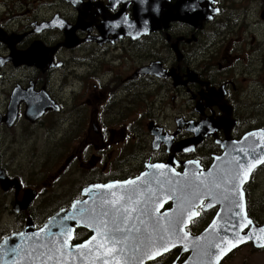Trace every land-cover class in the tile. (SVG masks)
I'll return each mask as SVG.
<instances>
[{
	"label": "flooded vegetation",
	"instance_id": "1",
	"mask_svg": "<svg viewBox=\"0 0 264 264\" xmlns=\"http://www.w3.org/2000/svg\"><path fill=\"white\" fill-rule=\"evenodd\" d=\"M212 1L216 12L202 26L170 21L158 29L121 36L120 25L129 21L135 24L139 17L137 26L152 24L150 13L155 11L151 5L159 0H0V144L9 138L8 149L46 148L39 138L42 130L49 140L63 141L60 163L49 184L65 188L48 189L40 199L42 191L37 184H26L22 176L12 174L15 166H25L24 151L16 152L8 161L0 151V167L20 186L0 187V220L9 212L14 224L22 226L25 222L24 227L31 219L38 227L61 208L85 201L93 214L99 205L103 213L122 210L127 216L137 209L133 215L138 221L128 228L130 235L165 232L174 220L184 223L190 236H199L218 216L217 233L222 234L223 241H233L236 215L224 213L226 200L208 199L199 193L196 181L181 174L189 161L207 170L223 153L228 126L225 120L217 119L224 109L218 107L216 97L212 100L211 92L222 98L221 106L231 108L235 124L228 130L232 140L264 128V122L257 121L245 129L244 122L248 108L254 106L248 83L260 88L255 97H264V0ZM161 4L166 14L165 0ZM60 26L74 28L75 45L63 46L65 33ZM32 44L48 50L59 45L51 67L15 66L8 57ZM62 51L73 57L60 59ZM176 80L178 84H174ZM73 82H79L78 86H71ZM40 98L51 100L57 108L28 118L25 114L30 105ZM180 99L187 100L190 110L179 109ZM13 101L15 118L8 125L3 118ZM255 114L254 120L264 119V114ZM201 119L222 127L210 131L188 152L178 151L180 141L194 136L186 130L188 123L197 126ZM18 130L24 131L19 140L14 137ZM34 157L29 158L31 164ZM144 173L147 177L140 180ZM248 177L242 185L245 212L253 224L264 226V161ZM221 189L224 195L231 190L228 186ZM28 190L35 192V198L21 209ZM187 195L194 199L187 202ZM113 200L119 202L110 203ZM148 203H153L150 213L140 212ZM178 204L181 208L175 209L173 217L163 216ZM52 205L57 208L52 209ZM19 226L4 232L0 240L23 228ZM219 227H223L222 232ZM74 231L72 243L79 244L92 235L87 228L75 227ZM248 231L249 227L241 230L242 234ZM155 240L158 242V236ZM188 242L186 238L187 252L181 253V246L176 247L145 264H181L192 253ZM244 246L250 247L248 259L238 261L234 254ZM255 253L263 255L264 245L256 247L250 240L221 256H203V263L197 264H254L251 256Z\"/></svg>",
	"mask_w": 264,
	"mask_h": 264
},
{
	"label": "water",
	"instance_id": "2",
	"mask_svg": "<svg viewBox=\"0 0 264 264\" xmlns=\"http://www.w3.org/2000/svg\"><path fill=\"white\" fill-rule=\"evenodd\" d=\"M162 1L159 0L160 3H157L155 6L151 5V9L155 11L154 14L150 13L152 24L149 23L147 27L137 26L139 17L138 20L135 19V24L129 21L126 24L120 25L123 26L120 27V35L131 36L142 29H158L160 25H166L170 21L185 22L198 27L202 26L201 24L206 20L211 19L216 12V9L213 8L214 1L212 0H176L174 3H168V0H165L166 14H164L165 7L161 4ZM78 18L80 22L83 20L79 16ZM60 28L65 33V44L63 46L72 47L75 45L78 39L75 40L73 38L74 28L68 29L65 26H60ZM58 46L48 50L32 44L29 49L18 51L17 53L11 52L8 57L13 61L15 66H19V64L34 65L43 70L45 67H51L53 54ZM177 53L178 58H180L179 51ZM178 83V80L174 81V84ZM210 94L212 100L214 97L218 99V107L224 109V114L217 119L220 121L225 120V125L227 124L226 126H228L226 129L228 139L223 141L222 144V149L224 148L223 153L214 159L211 167L207 170L199 167L197 162L189 161L185 166L184 173L181 175L192 179L193 182L196 181V184L199 186L197 190L199 193L205 194V197L208 199H218V201L221 200V203H224V200H226L225 205L227 206L224 213L233 212L236 215L235 220L237 225L234 228L236 233L235 231L232 233V236H235L233 241H223L222 234L217 233L216 222H218V216L210 224L211 226L199 236H190L185 232L184 223L178 224L174 220L168 223L169 226L165 232H156V235L149 232H146L147 234L144 235H130L128 228L134 226V220L138 221L137 216L133 215L137 209L132 213L130 212L131 215L129 216L124 215L122 210L119 213H115L112 210H108L107 212L106 210L105 212L108 215L105 216L103 215L104 210L102 206L99 205L101 208L96 206L93 214V210H89L85 201H75L70 207L61 208L56 213L50 215L41 226L36 227L31 219H27L23 229L3 237L0 241V264H145V262L167 253L168 251H165V248L170 250L181 246V253L187 252L186 238L189 241L188 244L192 253L189 259L186 258L181 264H197L202 262L205 256H221V254L234 248L233 245L236 247L250 240L253 241L256 247H263L264 226H256L248 219L245 212L242 185L248 180L251 171L264 161V128L247 131L240 139L232 140L229 136L230 130H228L235 124V120L231 118V108L224 105L221 106L223 100L218 95H215L216 93L211 92ZM50 101L48 102L47 99L42 98L39 100L34 99L35 103L32 104L33 106L30 105L31 108H29L25 115L33 119V117H39L45 109H56L57 107L55 108L52 101ZM10 103L12 105L6 117L3 118L8 125L15 118L16 112V108L13 107L14 101ZM208 121V119H201L197 126L188 123L186 130L193 132L194 136L187 139V141H180L178 143V151L188 152L199 144L201 138L205 137L210 131H215L217 128L222 127L218 126L215 121ZM249 169L251 170L248 171ZM245 173H247L246 178L244 176ZM144 177H147L145 173L139 179L141 180ZM241 180H243V183H241ZM226 182L227 184H225ZM118 184H122V182ZM12 186L19 189L18 180L16 178L9 179L0 167V187L7 190ZM221 186L224 188L228 186L231 190L228 191V194L224 195ZM98 187L103 188V186ZM34 196V191H25L21 202L22 206L20 205L21 209H25L35 198ZM192 199H194L192 195H187V202ZM178 202L179 200H177ZM152 205L153 203H148V205L146 204L143 208H140L139 211L149 212L152 210ZM178 205L174 209L167 211L163 216L173 217L175 209L181 208V205ZM14 210L19 211L16 208ZM227 223H229V219ZM75 227L87 228L92 231V235L79 244L72 243ZM116 227L123 229V231L116 232ZM246 227H249L248 233L242 234L241 230ZM219 230L222 232L223 227H219ZM157 236L158 242L155 240ZM161 236H163V240L160 239ZM105 241L104 246L100 247L102 242ZM113 241L119 242L114 243ZM81 245H85V247H80ZM12 249L15 250L13 251ZM110 249H115L116 251L107 254ZM157 252H159V255L156 254ZM149 257L152 258L150 259ZM172 264L180 263L174 261Z\"/></svg>",
	"mask_w": 264,
	"mask_h": 264
},
{
	"label": "rangeland",
	"instance_id": "3",
	"mask_svg": "<svg viewBox=\"0 0 264 264\" xmlns=\"http://www.w3.org/2000/svg\"><path fill=\"white\" fill-rule=\"evenodd\" d=\"M264 36V34H263ZM258 42H255V44H257ZM71 57H73V54H71L70 52L67 51H62L60 53V59L62 60H68ZM61 71V70H60ZM59 71V72H60ZM60 77V76H59ZM79 84V82H73L71 83V86L77 87ZM70 86H68L69 88ZM247 89L250 90L252 92L253 96V107H249L248 111L249 113H247L246 115H244V122H245V129L247 128V126H252L254 124L257 123V121H262L264 122L263 118H258L257 120H254V116H256L255 113L259 112L260 115L264 114V97L260 96V97H255V93L260 91V88L255 85V83H248ZM54 93L57 94V90L54 91ZM62 97V96H61ZM186 99H180V102L177 103L179 109L181 111H186V110H190V108L188 107L189 103L186 102ZM189 102V101H188ZM184 103V104H182ZM186 103V104H185ZM59 116V115H58ZM64 127H66V125H63ZM64 128H61V131H63ZM24 131H19L14 133V137L15 139L19 140V138H23L22 133ZM41 141L43 143L46 144V148H34V150L23 148L21 149L20 146H18L17 150L14 147H11L10 149H8V145L10 144V139L6 138L4 139L5 141L2 142L0 144V151L3 152V154H6L5 157V161H8L11 159V157H14L15 153L18 152L20 153L21 150L24 151V155L23 158L27 160L28 164L26 161L25 162V166L21 167V166H15L13 168V175H20L23 178V181H25L26 184L29 185H38L37 187L42 191L40 193V199L42 198L43 195H45V193L48 191H52L55 190L56 188H58L59 186L63 187L61 184L56 185V184H49L51 183L52 180V176L54 174H56V168L58 166V163H60V161H58V156L62 153V145L64 144V142H53L51 140H49V138H47L45 132L42 130L40 132V137ZM50 143H55L56 147H49L47 146ZM33 155H35L33 163L31 164V162L29 161L30 157H32ZM61 176V174H60ZM65 176H61L60 180H64ZM64 188V187H63ZM65 189V188H64ZM257 196H259L261 194V192H255ZM11 197V195H10ZM2 198V194L0 197V200ZM1 203V202H0ZM58 205V204H57ZM57 205H52V209H54ZM1 207V205H0ZM57 208V207H56ZM56 210V209H55ZM13 218L11 216V214L9 212L5 213V218H4V214L2 219L0 220V237L3 235V233H7L10 231H13L15 225L19 224H14ZM4 219V220H3ZM16 223V222H15ZM25 222H22V226H19L21 229L23 227ZM35 224V223H34ZM44 224V223H43ZM36 225V224H35ZM24 228V227H23ZM22 228V229H23ZM250 249V247L244 246L242 248L239 249V251H237L234 254V257L237 258L238 261H245L247 260V252ZM251 261L254 262V264H264V254L262 255V253H255L253 256H251Z\"/></svg>",
	"mask_w": 264,
	"mask_h": 264
},
{
	"label": "snow or ice",
	"instance_id": "4",
	"mask_svg": "<svg viewBox=\"0 0 264 264\" xmlns=\"http://www.w3.org/2000/svg\"><path fill=\"white\" fill-rule=\"evenodd\" d=\"M253 167H254V165H253ZM250 170H251V169H249L248 171H250ZM244 176H245V178H246V177H247V173H245ZM128 183H134V181H129ZM241 183H243V180H241ZM105 187H107V188H112V187H114V185H106ZM113 195H115V194H113ZM118 202H119L118 200H113V201H111L110 203L116 204V203H118ZM106 203H108V202L106 201ZM209 207H211V205H209ZM125 211H127V210H125ZM197 214H198V213H194V215H197ZM103 215L107 216L108 213H107V212H104ZM237 215H239V213H237ZM115 231H116V232H121V231H123V229H121V228H119V227H116V228H115ZM105 234H106V233H105ZM93 239H95V238H93ZM160 239L163 240V236H161ZM113 242H114V243H118L119 241H113ZM104 243H106V241H105V242H102V244L100 245V247H103V246H104ZM80 247H85V245H81ZM217 247H219V245H217ZM233 247H235V245H233ZM12 250L14 251L15 249H12ZM164 250H165V251H168L167 248H165ZM115 251H116L115 249H110L109 252H108L107 254H111V253H113V252H115ZM156 254L159 255V252H157ZM149 258L151 259L152 257H149Z\"/></svg>",
	"mask_w": 264,
	"mask_h": 264
}]
</instances>
